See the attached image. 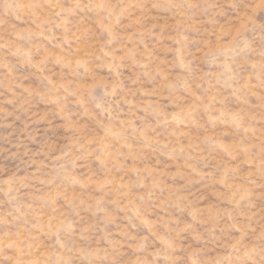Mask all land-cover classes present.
<instances>
[{"label": "rangeland", "instance_id": "1", "mask_svg": "<svg viewBox=\"0 0 264 264\" xmlns=\"http://www.w3.org/2000/svg\"><path fill=\"white\" fill-rule=\"evenodd\" d=\"M0 264H264V0H0Z\"/></svg>", "mask_w": 264, "mask_h": 264}]
</instances>
